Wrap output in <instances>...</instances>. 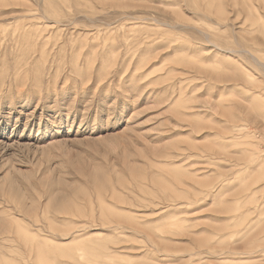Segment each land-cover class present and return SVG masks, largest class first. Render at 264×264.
Here are the masks:
<instances>
[{
	"label": "rangeland",
	"instance_id": "rangeland-1",
	"mask_svg": "<svg viewBox=\"0 0 264 264\" xmlns=\"http://www.w3.org/2000/svg\"><path fill=\"white\" fill-rule=\"evenodd\" d=\"M259 60L264 0H0V264H264Z\"/></svg>",
	"mask_w": 264,
	"mask_h": 264
},
{
	"label": "bare ground",
	"instance_id": "bare-ground-1",
	"mask_svg": "<svg viewBox=\"0 0 264 264\" xmlns=\"http://www.w3.org/2000/svg\"><path fill=\"white\" fill-rule=\"evenodd\" d=\"M254 57V56H253ZM253 60L255 61V59L253 58ZM257 60V59H256ZM257 63H259L260 64V66H263L264 67V63H262L260 60L259 61H256ZM256 63V64H257ZM258 65V64H257Z\"/></svg>",
	"mask_w": 264,
	"mask_h": 264
}]
</instances>
